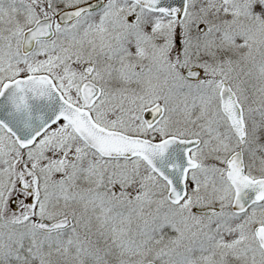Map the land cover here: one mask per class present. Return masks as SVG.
<instances>
[{
    "label": "snow or ice",
    "instance_id": "snow-or-ice-1",
    "mask_svg": "<svg viewBox=\"0 0 264 264\" xmlns=\"http://www.w3.org/2000/svg\"><path fill=\"white\" fill-rule=\"evenodd\" d=\"M0 264H264V0H0Z\"/></svg>",
    "mask_w": 264,
    "mask_h": 264
}]
</instances>
